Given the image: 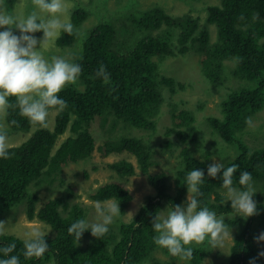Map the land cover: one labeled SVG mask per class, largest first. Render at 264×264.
<instances>
[{"label":"trees","instance_id":"trees-1","mask_svg":"<svg viewBox=\"0 0 264 264\" xmlns=\"http://www.w3.org/2000/svg\"><path fill=\"white\" fill-rule=\"evenodd\" d=\"M151 7L136 10L135 17H132L135 26L158 30L167 24L179 31L178 46H171L167 33L141 39L137 37L130 44H124L122 35L117 33L112 22L99 23L90 30L81 54L73 61L82 67L80 79L84 88L69 85L59 94L67 102V107L59 112L55 129L35 125L38 129L28 141L10 147L9 159H0V215L27 201L28 219L45 223L54 231V235H45L49 251L39 259L24 257V239L12 234L0 235V248L16 244L15 251L9 255H18L20 264H143L158 250L168 253L154 243L157 233L152 228V219L162 211L165 203L168 206H183L188 196L186 176L195 168L205 172L201 185L203 196L198 197L201 206L209 207L218 216L224 215L226 224L234 226L242 222L243 217H234L231 202L225 203L222 179L208 177L207 168L212 163L191 153V145L202 146L197 116L193 111L179 103L171 107L173 126L168 128L167 134L176 137L182 145L179 160L173 169L175 192L171 191L169 171L152 172L155 164L152 144L132 134V129L157 133L166 101L165 90L169 89L172 94L185 90L183 82L162 74L156 57H161L159 60L163 61L195 52L199 56L203 75L215 88L225 86L227 63H235L232 73L243 84L223 100L222 115L209 117L208 122L213 133L238 150L235 157L221 163L224 168L239 165L233 177L234 186L240 187L239 176L246 170L251 172L253 184L260 183L264 189V148L252 149L243 138L249 126L246 119H253L264 110V0H222L220 5H210L207 23L218 28L215 43H211L210 31L200 28L198 18L191 15L172 16L156 3ZM242 15L244 19H240ZM89 16L86 8H76L70 21L74 32L71 35L61 32L58 46L67 48L77 44L79 29ZM16 34L19 35V32ZM35 36L42 37L43 33H35ZM101 65L110 75L108 83L96 76ZM6 119L16 133L27 132L34 126L19 115L18 109L9 110ZM99 119L104 120L103 125L112 122L108 134L124 127L119 129L123 133L118 137L105 142V154L129 153L136 158L137 165L126 159L111 164L109 168L118 174L119 179H112L93 189L90 199L118 203L124 215L135 200L127 181L139 173L147 177L156 194L146 198L130 222L112 225L108 233L100 238L86 231L78 241L67 230L77 220H87V210L75 205L69 215H63V197L50 199L38 209L39 198L30 195L29 189L33 183L41 185L45 174H60L72 164L90 160L98 147L95 131ZM12 120L17 123L13 125ZM68 131L70 133L56 149L57 142ZM250 152L252 155L249 157ZM219 177H222V172ZM257 208L259 214L249 217L247 225L234 238L230 264H249L252 258H256V264H263V258L258 256L254 222L260 220L264 224V203L259 202ZM86 238L90 241L84 244ZM207 255L206 248H196L190 262L201 264ZM6 258L0 252V259Z\"/></svg>","mask_w":264,"mask_h":264},{"label":"rangeland","instance_id":"rangeland-1","mask_svg":"<svg viewBox=\"0 0 264 264\" xmlns=\"http://www.w3.org/2000/svg\"><path fill=\"white\" fill-rule=\"evenodd\" d=\"M221 1L222 0H68L69 14L65 17L67 21L70 22L72 20L73 12L78 7L86 8L89 11V19L79 29L80 38L76 42L77 44L63 48L58 46L57 39L44 51V56L48 59L53 55L62 56L73 62L74 59L81 54L82 45L84 44L90 30L103 21L112 22L115 25L117 33L122 35L121 40L124 44H130L132 40L137 37H140L139 39H141L146 36L153 37L167 33L169 34L168 38L171 46H178L179 31L175 28L169 27L167 24H163L158 30H145V28L135 26L132 17H135L136 10L150 9L154 3L172 16L180 17L191 15L198 18L200 28H207L210 31L211 43H215L218 39V28L215 25H209L207 23L208 7L210 5H220ZM6 4L9 11L13 10L15 7L17 13L24 15H27L32 10L31 0H6ZM133 29L135 31H133ZM3 30L4 29H0V31ZM42 37H37V39ZM159 58L161 57H156V60L160 63L162 74L183 82L185 84V90L181 89L175 94H172L169 89L165 90L166 101L163 115L159 119L157 133L150 134L152 132H145L137 129H132L131 132L134 135L143 137L146 141L152 144L155 162L152 172L161 173L169 171L170 177H172L170 181L172 187L171 191L175 192L173 169L179 160L182 145L176 137L167 134L168 128H172L173 126L171 114L172 104L179 103L182 107L193 111L197 116V126L200 129L202 146L191 145V153L198 159L206 160L210 163H223V161L235 157L238 154V150L213 133L208 118L212 116L220 117L222 115L221 103L223 100L226 99L232 91L239 89L243 83L235 79L232 73L235 65L234 62L227 63V66L229 67L226 73L227 82L225 86L215 88L203 75L199 64V56L195 52L184 57H169L163 61H160ZM76 85L79 89L84 88L83 82L80 78ZM58 115L59 112L50 111L47 128L50 130L55 129ZM103 121L104 120L99 119L96 123L95 136L98 138V147L92 158L90 160L88 159L89 161L86 160L79 164H72L65 168L60 174H45L41 185L36 183L32 184L29 193L30 195L39 198L37 204L38 209H41L50 199L63 197L65 198V203L61 207L63 215H69V211L73 206L81 205L88 212L87 220L89 222L96 221L95 202L90 199V193L93 189L107 181L119 179L118 174L111 170L109 166L114 162L123 159L131 161L137 165L136 158L129 153L105 154V142L118 137L119 134L123 133L119 129L124 127L117 128L114 133L108 134L107 130L112 122L103 125L101 124ZM0 123H3L8 131L10 147L20 146L25 143L38 129L37 126H33L27 132L16 133L11 130L7 124L6 118L0 121ZM68 133H70V131H68L66 135L57 142L56 149L61 146L64 139L68 136ZM243 138L252 149L264 148V110L253 117L252 126H248ZM168 143H170V145ZM205 157H208L209 159H204ZM127 182L135 194V200L124 215L120 213L118 217L114 218L113 223L109 225V227L114 224L120 226L121 224L130 222L145 203L146 198L149 195L156 194L155 189L149 185L147 177L140 173L129 178ZM254 187L256 195L253 199L257 204L259 202L264 203L263 185L256 183L254 184ZM222 195L226 199L225 203H229L230 201H227L225 190L222 192ZM27 203L28 202L25 201L24 203L13 207L11 210L1 213L0 221L7 224L4 233L25 239L27 232L33 228H40L45 235H54L51 226L37 220L30 221L28 219ZM101 204L103 206L104 203ZM184 205L185 202L183 206ZM168 207L167 203H165L162 211L166 210ZM234 217L237 219L240 218V216L236 214H234ZM248 221L249 218H243L242 222L238 225L236 224L232 226L228 224L232 230L233 240L227 241L223 249L202 247L208 250V255L204 258L201 264H230L232 247L235 243L234 238L236 234L247 225ZM226 222L225 219V223ZM254 230L256 237L264 232V224L262 221L256 220L254 222ZM89 241L90 239L86 238L84 244H87ZM256 246L258 248V253L264 250V242H260L259 244L256 242ZM262 258L264 264V257ZM167 263L193 264L190 261H179L176 257L165 253L164 250L154 252L143 264Z\"/></svg>","mask_w":264,"mask_h":264},{"label":"clouds","instance_id":"clouds-1","mask_svg":"<svg viewBox=\"0 0 264 264\" xmlns=\"http://www.w3.org/2000/svg\"><path fill=\"white\" fill-rule=\"evenodd\" d=\"M31 5L32 10L24 15L17 13L15 7L9 11L6 0H0V29H4L0 31V121L8 116L9 110L18 109L19 115L27 118L30 124L47 127L50 111L66 109L67 102L59 94L69 85L78 83L82 67L62 56L53 55L50 59L44 56V51L60 37L61 32L69 35L74 32V25L65 19L69 14L68 0H31ZM240 19H244L243 15ZM38 32L43 33L40 39L35 36ZM96 76L102 77L105 83L110 80L104 65L99 67ZM11 123L15 125L17 121L12 120ZM246 123L252 126L251 117L246 119ZM248 155L250 157L252 153ZM9 158L8 131L0 123V159ZM238 169L237 164L224 168L221 163L214 162L208 166L207 175L222 179L232 210L247 219L259 214L257 202L253 199L256 190L252 174L246 170L239 176L240 187L234 186L233 177ZM221 172L222 177H219ZM204 179V170L195 168L189 171L185 205H171L152 219V228L157 233L154 243L179 261L192 260L197 247L223 249L227 241L233 240L225 216H218L209 207L201 206L198 200L203 196L201 185ZM94 207L95 222L79 219L67 230L78 241L86 231L97 238L104 236L114 218L121 213L119 204L111 201H105L103 206L97 201ZM6 225L0 221V235L4 234ZM255 239L258 244L264 242V232ZM16 247L11 243L0 248V252L8 257L0 259V264H20L18 255H9ZM23 249L25 258H42L49 251L45 233L40 228L27 232ZM258 255L264 257V250ZM249 264H256V258H252Z\"/></svg>","mask_w":264,"mask_h":264}]
</instances>
